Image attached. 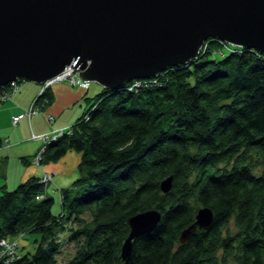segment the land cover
Masks as SVG:
<instances>
[{"label":"trees","instance_id":"1","mask_svg":"<svg viewBox=\"0 0 264 264\" xmlns=\"http://www.w3.org/2000/svg\"><path fill=\"white\" fill-rule=\"evenodd\" d=\"M131 81L100 86L70 132L44 145L41 162L79 154L59 212L36 178L0 187V238L37 236L7 264H56L64 241L73 248L60 264H264V53L208 38L190 61ZM199 206L210 225L178 242ZM147 208L159 219L122 261L126 218Z\"/></svg>","mask_w":264,"mask_h":264},{"label":"water","instance_id":"2","mask_svg":"<svg viewBox=\"0 0 264 264\" xmlns=\"http://www.w3.org/2000/svg\"><path fill=\"white\" fill-rule=\"evenodd\" d=\"M208 38L264 53V0H0V88L40 85L65 67L113 88L190 61ZM170 178L158 182L161 192ZM158 219L154 208L126 218L122 261ZM211 221V210L197 207L178 242Z\"/></svg>","mask_w":264,"mask_h":264},{"label":"crops","instance_id":"3","mask_svg":"<svg viewBox=\"0 0 264 264\" xmlns=\"http://www.w3.org/2000/svg\"><path fill=\"white\" fill-rule=\"evenodd\" d=\"M21 86L18 85L0 104V187L9 189L26 178L39 180L48 175L39 196L59 195V191L68 187L76 176L79 154L69 150L54 162L34 163L31 159L41 141L32 139L31 134L40 135L71 125L88 105L89 84L81 88L65 80L53 82L45 89L50 97L46 102L36 95L39 84L28 82ZM92 90V93L97 91L96 88ZM31 102L38 110L28 117L22 115L15 124H10V116L22 113ZM45 114L51 119L47 120Z\"/></svg>","mask_w":264,"mask_h":264},{"label":"built area","instance_id":"4","mask_svg":"<svg viewBox=\"0 0 264 264\" xmlns=\"http://www.w3.org/2000/svg\"><path fill=\"white\" fill-rule=\"evenodd\" d=\"M217 41L224 43V45H226V47H228V48L229 47L233 48V46H235V45L226 43V42L221 41V40H217ZM62 80L67 81L68 84H70V85L79 86L81 88H85L88 84V81L80 79L77 76L75 71L66 67L57 75H55V76L45 80L43 83H41L39 85V88H38L36 95L37 96L40 95L53 82L62 81ZM144 81H145V79H133V81L130 82L128 88L137 87V86L141 85L142 83H144ZM17 87H18V80H11L7 84L2 86L0 88V103H2L4 100H7L10 97V95L17 89ZM33 104L34 103L31 102L22 113L10 116V124H12V125L15 124L17 122L18 118L21 117L22 115H25L26 117H28L30 114L35 113L38 109ZM45 118L47 120H50L51 116L49 114H45ZM83 118L85 119L86 117H83ZM69 132H70V126H65L63 128L51 130L49 132H46V133L40 134V135L31 134L32 139H40V141H41L40 147L36 150L35 154L32 156V159H31L32 162L36 163L39 161L41 152H42L43 147L46 143L57 138L62 133L68 134ZM48 178H49L48 175H44L38 181L40 183H43ZM12 247H13L12 238H9L6 236L0 238V264H7L9 261H11L13 259V257L15 255L17 256V253H15V250H13V249L10 250ZM8 251H9V253H7Z\"/></svg>","mask_w":264,"mask_h":264},{"label":"rangeland","instance_id":"5","mask_svg":"<svg viewBox=\"0 0 264 264\" xmlns=\"http://www.w3.org/2000/svg\"><path fill=\"white\" fill-rule=\"evenodd\" d=\"M227 52V49H225L224 47H221L220 48V51L218 52H215V56L214 55H210V57L211 56H214V57H219L220 55H224V54H227L226 53ZM219 53V54H218ZM67 82V81H66ZM27 83H28V81H26V80H23V79H21V80H19L18 81V85L20 86V87H22L21 85H27ZM68 83V82H67ZM88 84H89V89H88V94L90 95V96H88L89 97V100H90V98H91V96L94 94V93H96L97 91H99V89H100V85H98V83H96L95 81H88ZM97 86V87H96ZM94 88H96L97 89V91L96 92H94V93H92L93 92V90L92 89H94ZM37 91H38V89H37ZM92 93V94H91ZM1 104V103H0ZM75 108V107H74ZM84 117V116H83ZM14 186H11V188H9V189H12ZM8 189V190H9ZM58 197H59V195H58V193L57 194H55V193H52L51 195L49 194V198H51V200H52V202H51V206H50V211H51V213H53V214H55V213H57V212H59L60 211V209H59V201H58ZM227 230H228V232H233L234 231V227H233V225H232V222H231V220H229L228 222H227ZM65 235H62L61 236V239L62 240H65V237H64ZM5 237V236H4ZM37 236H36V234H33V233H23V234H20V235H18L16 238H12V242H13V247L10 249V250H15V253H25V252H30L31 250H32V246H33V239L34 238H36ZM65 242V241H64ZM64 242H61L60 243V250L58 251V254L56 255V264H60V263H62L63 261H65V259L71 254V252H72V245H71V243H64ZM9 250V251H10ZM9 251L7 252V253H9ZM16 256V255H15ZM14 256V257H15ZM13 257V258H14Z\"/></svg>","mask_w":264,"mask_h":264},{"label":"bare ground","instance_id":"6","mask_svg":"<svg viewBox=\"0 0 264 264\" xmlns=\"http://www.w3.org/2000/svg\"><path fill=\"white\" fill-rule=\"evenodd\" d=\"M66 68V67H65Z\"/></svg>","mask_w":264,"mask_h":264}]
</instances>
